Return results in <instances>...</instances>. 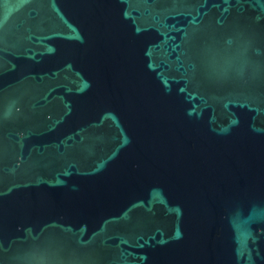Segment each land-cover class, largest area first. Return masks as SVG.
<instances>
[{
	"label": "water",
	"instance_id": "95a60500",
	"mask_svg": "<svg viewBox=\"0 0 264 264\" xmlns=\"http://www.w3.org/2000/svg\"><path fill=\"white\" fill-rule=\"evenodd\" d=\"M0 264H264V0H0Z\"/></svg>",
	"mask_w": 264,
	"mask_h": 264
}]
</instances>
